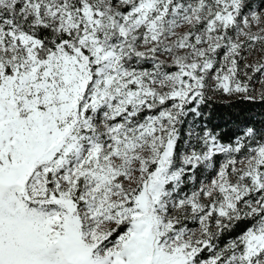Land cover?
<instances>
[{
    "label": "snow or ice",
    "instance_id": "1",
    "mask_svg": "<svg viewBox=\"0 0 264 264\" xmlns=\"http://www.w3.org/2000/svg\"><path fill=\"white\" fill-rule=\"evenodd\" d=\"M0 264H264V0H0Z\"/></svg>",
    "mask_w": 264,
    "mask_h": 264
},
{
    "label": "trees",
    "instance_id": "2",
    "mask_svg": "<svg viewBox=\"0 0 264 264\" xmlns=\"http://www.w3.org/2000/svg\"><path fill=\"white\" fill-rule=\"evenodd\" d=\"M212 109L216 112V120L215 123L224 124L227 113L230 111L233 114H238L243 110L246 113H259L261 111V107L259 105H238L236 108H231V106L226 105L220 101L214 102L212 105Z\"/></svg>",
    "mask_w": 264,
    "mask_h": 264
},
{
    "label": "rangeland",
    "instance_id": "3",
    "mask_svg": "<svg viewBox=\"0 0 264 264\" xmlns=\"http://www.w3.org/2000/svg\"><path fill=\"white\" fill-rule=\"evenodd\" d=\"M257 2H258V0H257Z\"/></svg>",
    "mask_w": 264,
    "mask_h": 264
}]
</instances>
